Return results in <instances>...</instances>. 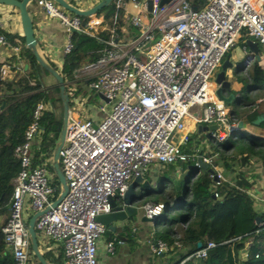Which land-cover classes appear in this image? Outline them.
<instances>
[{"label": "built area", "instance_id": "obj_1", "mask_svg": "<svg viewBox=\"0 0 264 264\" xmlns=\"http://www.w3.org/2000/svg\"><path fill=\"white\" fill-rule=\"evenodd\" d=\"M160 1L115 0L113 23L121 11L137 36L130 39L123 31L124 36L118 39L112 28L109 39L102 41L104 48L98 59L74 72V78L84 81L87 95L73 96L74 85L69 88L72 112H68L58 154L67 191L48 210L54 192L51 174L46 165L33 166L32 158L42 133L41 118L50 108L44 101L34 106L23 140L12 152L19 172L6 209L7 221L1 228L14 264L30 261L23 212L26 205L32 215L42 212L34 224L37 239L40 244L59 245L62 264H97L96 245L105 227L95 218L108 213L109 199L121 198L127 186L150 166L196 165L200 160L219 179L213 165L218 152L212 142L204 150L181 152L189 139L185 118L191 108L202 109L199 123L216 126L209 141L222 142L231 133H246L238 121L231 120L210 79L223 56L235 48L242 31L257 43L261 53L256 63L264 71V0H169L162 5ZM33 2L47 19L57 20L65 33L63 57L71 51L72 32L98 39L101 18L90 16L82 27L79 17L51 0ZM192 5L200 9L194 12ZM1 27L0 45L8 47L11 35L2 34ZM8 48L17 51L16 47ZM8 73V66L1 65L0 81ZM96 95L104 100L88 105ZM142 210L145 217L157 218L164 205L145 203ZM260 210L264 216V200ZM146 244L152 255L167 250L159 239H148ZM213 247L207 244L190 258H203ZM106 251L113 254L111 243Z\"/></svg>", "mask_w": 264, "mask_h": 264}, {"label": "trees", "instance_id": "obj_2", "mask_svg": "<svg viewBox=\"0 0 264 264\" xmlns=\"http://www.w3.org/2000/svg\"><path fill=\"white\" fill-rule=\"evenodd\" d=\"M114 1L94 15L101 18L96 34L99 40L84 33L72 32L71 51L62 58L59 66L43 58L47 65L62 77L69 100V84L75 85L73 96L84 95L78 86L79 82L84 81L76 80L73 74L82 66L98 59L100 51L104 48L102 41L109 39L112 28L118 39L124 36L123 31H126L127 37L132 38L133 30L121 11L113 23ZM79 19L84 27L88 17ZM246 37L248 36L245 31H242L235 47L243 46ZM8 43V47L17 48L16 55L8 61L9 68L14 70L20 61L27 68L21 70L13 83L0 81V106H3L0 112V218L5 215L0 222V264H14L1 234V228L8 217L6 209L10 203L14 180L19 172V165L14 161L12 152L23 140L24 128L30 121L36 103H48L50 111L41 118L42 133L33 149L32 164L47 166L51 174L50 186L54 190L50 203L53 202L59 195L60 186L53 175L51 164L63 119L62 101L55 80L36 62L32 52L24 45L23 37L11 35ZM47 76L53 79L52 84L47 82ZM239 82L240 95L231 104V120L238 121L243 113L248 114L250 123L259 117L264 118V71L257 63H253L245 76L239 78ZM258 127L264 131V119ZM203 140L204 134L195 130L189 134L181 152L193 153ZM210 142L218 152L213 159L214 168L222 166L223 177L220 174L217 180H214V175L207 170L190 169L191 165L188 163H179L178 167L173 164L150 166L143 175L148 186L139 193V204L141 206L145 202H151L164 205L163 214L154 219L155 230L152 237L153 240H162L167 247L162 255L151 254L145 264H264V216L261 207L258 208L260 201L253 197L260 193L256 192L258 182H264V134L261 137L247 133H231L222 142ZM211 154L212 152L208 153V156ZM231 155L236 159L245 156L247 160L256 162V168L241 172L242 177L247 176L250 179L249 182L235 183L236 179L231 173ZM260 191L264 195V183ZM214 193L217 197H213ZM31 216L32 214L28 217L26 225ZM162 223L163 228L160 231ZM105 231L110 234L107 229ZM37 244L40 245L38 239ZM198 244L200 249L205 248L207 244L214 247L210 248L203 258H190L197 251ZM28 253L30 260L39 264L30 247ZM41 255L46 264H62L61 253L54 257L51 251H43Z\"/></svg>", "mask_w": 264, "mask_h": 264}, {"label": "crops", "instance_id": "obj_3", "mask_svg": "<svg viewBox=\"0 0 264 264\" xmlns=\"http://www.w3.org/2000/svg\"><path fill=\"white\" fill-rule=\"evenodd\" d=\"M64 1L81 11H85L93 7L102 0H64ZM34 4L35 3L33 1L28 3L27 12L32 22L34 37L37 41L38 52L42 58L45 57L49 62L53 63L56 66H59L63 58L62 47L65 39V33L63 32L57 20L47 19L43 15V13L34 6ZM0 24L2 26L1 27L2 33L22 37V30L20 26L19 16L14 8L6 5H0ZM249 39L252 40L251 38L246 37L243 40L244 43L243 46H240L242 48V54H243L242 63L247 64L245 68H240L241 66H239L238 64L239 67L238 66L237 67L238 69H240L238 73L232 75V72L229 70L225 72V78L227 81L230 82V93L234 95V100L237 99L240 95L241 83L239 82V78L245 76V73L248 70V68L252 65L251 64L252 62L256 63L254 54L250 52L249 48L246 46L245 43L246 40ZM243 51L245 53H243ZM260 53L261 52L258 49L257 56ZM228 54L230 55L229 62L232 63L233 65H237V59L235 57L234 49H233L227 52L223 56L220 64L216 68L220 70V66L224 62ZM14 55H16V51H13L12 49L6 46L0 45V65L5 64L8 66L9 59ZM250 57H253V61L247 62V59H249ZM22 69L24 70V64L20 61L16 64L14 70H11L9 68V73L6 76L5 80L2 82L13 83ZM219 70L217 71V73L219 72ZM214 72L215 70L213 71V73ZM212 84L214 83L212 82ZM68 86L70 88L72 87V84L71 85L69 84ZM78 86L83 90L84 93L83 96H86L87 93L84 84L82 82H79ZM73 87H75V85ZM228 94L229 93H227L226 95ZM228 109L231 115L232 105H230ZM201 112L202 109L200 107H193L190 109L189 115L185 118V125L188 128L190 134L193 133L195 130H197L198 126H205L204 124L198 122V120L201 117ZM242 116L243 115L239 116L238 123L242 122L243 119ZM263 119L264 118L261 117L256 122L255 121L251 123L246 122L245 125L243 126V129L250 136L262 137L264 131L262 128L258 127V124ZM200 132L204 134L203 141L205 142V144L202 145V148L204 149L205 147H209L211 143L208 144L210 141L209 138H207V133L203 131ZM249 181L250 179L246 176V182ZM263 183L264 182L260 180V183L258 182L256 186L258 187V191L256 190V192L257 193L260 192L259 195L257 196L258 200L260 201L259 205H261V203L264 200V195L261 194L263 192L260 191L263 186ZM136 193L138 194L139 192L136 191ZM139 203H137L138 206H140ZM145 203H150V202H145ZM142 206L143 205L140 206L141 211L136 221L131 220L128 222L126 221L122 223L119 222L113 223L112 225L115 227V231L111 232L107 230L110 232V234L105 233L106 231L103 233L102 237L99 239L96 245L97 264H145L146 261L151 257V253L146 244V241L148 239H151V236L155 230V226H154V222L147 223L140 221V217L145 216L142 210ZM259 207L260 206H258V208ZM23 212H24V217L27 221L28 217L32 214V212L27 207V205L24 207ZM4 217L5 215L2 218H0V222L3 220ZM109 243H111L113 246V254H110L106 251V246ZM38 249L40 253L43 251H51L54 257H56L60 253L62 255L61 247L57 244H49V245L40 244L38 246ZM29 264H34V263L30 260Z\"/></svg>", "mask_w": 264, "mask_h": 264}, {"label": "water", "instance_id": "obj_4", "mask_svg": "<svg viewBox=\"0 0 264 264\" xmlns=\"http://www.w3.org/2000/svg\"><path fill=\"white\" fill-rule=\"evenodd\" d=\"M31 1L34 0H0V5H6L9 7L14 8L19 16V21H20V26L22 30V37L24 38V45L26 46L27 49H29L32 52L33 57L35 58L36 62L39 64V66L44 69L51 77L55 80L57 87H58V92L59 96L62 101V107H63V119H62V127H61V132L59 135V141L54 149V153L52 156V172L53 175L56 177L59 186H60V192L57 198L50 203L48 207H46L45 210H48L49 208H54L58 202L65 196L66 191H67V185L65 182L64 175L62 173V169L60 166L59 162V150L63 144L64 141V135H65V128H66V122H67V116H68V109H69V99L68 95L65 93V85L62 77L58 74L57 71L53 70L50 68L47 63L43 60V58L40 56L38 49H37V41L34 37V32H33V27H32V22L30 20V17L27 12V5ZM56 6L61 8L62 10L68 12L71 15H74L76 17H90L94 16L98 11L101 9L107 7L112 1L114 0H102L93 7L81 11L70 4L66 3L64 0H51ZM169 0H161L160 5L167 3ZM203 1V0H199ZM192 10L194 12H197L200 7L197 5H192ZM246 46L249 48L250 52L254 54L255 61H257V54H258V47L257 43L253 40H246ZM234 54L237 59V65H233L232 63L229 62L230 55L228 54L224 60V62L220 66L219 72L215 75L214 77V86H215V94L218 97L219 100L224 102L226 105H231L233 100H234V95L230 93V82L226 80L225 78V72L226 71H231L232 75L238 73L240 69H238L239 66L240 68H245L247 64L242 63L243 62V54H242V48L240 47H235L234 48ZM253 61V57H250L247 59V62ZM239 64V66H238ZM238 66V67H237ZM26 66H24V70H26ZM229 93L228 95H226ZM99 99H103L102 96L98 95ZM104 100V99H103ZM3 109V106H0V111ZM261 117L257 118L255 120L258 121ZM239 128L242 127L241 123L238 125ZM216 130L215 125L211 126H198L197 131H203L207 133V138H210V133ZM190 169H202V170H207L209 173L213 174V170L208 169L206 165H204L200 160L197 161L196 165H191L189 167ZM214 180H216V177H214ZM148 184L146 180H144L143 176L138 177L137 179L133 180L128 186L127 189L124 193V195L121 198L118 199H109V206L110 210L106 214H101L98 215L95 218V221L105 227V229L114 232L115 227L112 225L113 223H122V222H128L131 220H137L138 215L140 214L141 207L137 205L141 200V197L136 193L138 188L143 189L144 187H147ZM136 205V206H135ZM42 212H37L34 213L30 220L27 223V231L29 235V242H30V248L32 251L33 256L37 260L39 264H46L44 258L42 257L39 249H38V244H37V236L36 232L34 229V224L36 221V218L41 215ZM153 218H147L145 216L140 217L141 222H147V223H152L154 222ZM258 222L260 220H257ZM197 250H200V245H197Z\"/></svg>", "mask_w": 264, "mask_h": 264}, {"label": "rangeland", "instance_id": "obj_5", "mask_svg": "<svg viewBox=\"0 0 264 264\" xmlns=\"http://www.w3.org/2000/svg\"><path fill=\"white\" fill-rule=\"evenodd\" d=\"M137 36V33H136V31H131V37L132 38H130V39H133V38H135ZM251 64H253V62L251 63ZM218 67V66H217ZM219 69L218 68H216L215 69V72L213 73V75L211 76V82H213L214 81V77H215V75H216V73H217V71H218ZM241 78V77H240ZM47 82L49 83V84H52L53 83V79L51 78V77H49V76H47ZM94 95V94H93ZM99 100V97H98V95H96V96H94L93 98H91L90 100H89V104L88 105H94L97 101ZM228 106V105H227ZM228 107H230V106H228ZM69 113H71L72 112V110H71V108L69 109V111H68ZM243 116V119H242V122H241V125H242V127L245 125V123L246 122H249V120H248V114L247 113H243L242 114ZM239 122V121H238ZM250 123V122H249ZM195 145H197L196 143H194ZM203 144H205V142L204 141H202L201 143H200V145L198 144L197 145V148L196 149H194V151L193 152H195V151H197V150H199V149H202V145ZM196 147V146H195ZM230 159H232V161H231V165H232V171H231V173H232V175L235 177V183L236 184H241V183H245V181H246V177L244 176V177H242V175H241V172H243V171H248V170H250V169H254V168H256V162L254 161V160H252V161H249V160H247L246 158H245V156H243V157H240V158H238V159H236V158H234L232 155L230 156ZM173 165L174 166H176V167H178L179 166V163H173ZM221 165H220V167H217L216 169H217V171H218V173L219 174H221V176H222V169H221ZM223 177V176H222ZM142 189L141 188H138V192H140ZM262 205H260V207H261ZM162 228H163V223H162V225H161V227H160V231H162ZM151 239H153V237L151 236Z\"/></svg>", "mask_w": 264, "mask_h": 264}]
</instances>
